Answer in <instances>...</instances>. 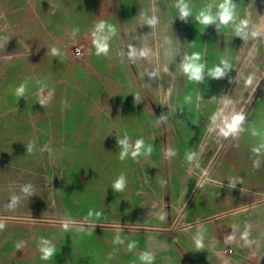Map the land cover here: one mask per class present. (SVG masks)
I'll use <instances>...</instances> for the list:
<instances>
[{"label":"rangeland","instance_id":"rangeland-1","mask_svg":"<svg viewBox=\"0 0 264 264\" xmlns=\"http://www.w3.org/2000/svg\"><path fill=\"white\" fill-rule=\"evenodd\" d=\"M0 216V264H264V0H0Z\"/></svg>","mask_w":264,"mask_h":264},{"label":"clouds","instance_id":"clouds-1","mask_svg":"<svg viewBox=\"0 0 264 264\" xmlns=\"http://www.w3.org/2000/svg\"><path fill=\"white\" fill-rule=\"evenodd\" d=\"M222 7H224L225 11H224V14L221 17V20H222V22L226 23L229 20V13H228L229 3H225L224 5H222ZM183 14L186 15L187 13L185 12ZM211 22H212V18L211 17L202 16V18H201V23L202 24H208V23H211ZM196 58H198V57H196ZM196 58H194V61H193L192 64L187 66L186 70L190 72L191 77L193 79L198 80L200 78L201 67L198 66L195 63V59ZM51 254H52V250H48V252L46 253L45 257H43V258L47 259L48 257L51 256Z\"/></svg>","mask_w":264,"mask_h":264},{"label":"water","instance_id":"water-1","mask_svg":"<svg viewBox=\"0 0 264 264\" xmlns=\"http://www.w3.org/2000/svg\"><path fill=\"white\" fill-rule=\"evenodd\" d=\"M0 218H7V217H3L0 216ZM62 223H79V222H70V221H59ZM80 224H84V225H99V226H112V225H106V224H97V223H80ZM117 227H123V226H117ZM132 228H143V229H156V230H161V228H150V227H132ZM172 227L168 228L167 230H171Z\"/></svg>","mask_w":264,"mask_h":264}]
</instances>
